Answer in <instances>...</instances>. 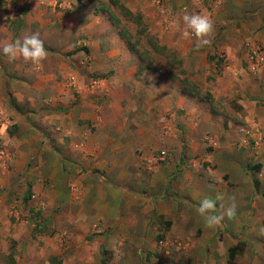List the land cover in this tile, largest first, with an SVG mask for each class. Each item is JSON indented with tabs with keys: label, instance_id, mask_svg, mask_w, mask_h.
Returning a JSON list of instances; mask_svg holds the SVG:
<instances>
[{
	"label": "rangeland",
	"instance_id": "374dc122",
	"mask_svg": "<svg viewBox=\"0 0 264 264\" xmlns=\"http://www.w3.org/2000/svg\"><path fill=\"white\" fill-rule=\"evenodd\" d=\"M101 1L108 4V0ZM119 2L131 13L108 5L109 15L99 1L90 0H35L39 3L36 6L30 0H0V46L37 34L47 50V58L39 68L22 59L10 62L0 54V149L7 159L4 170L10 172L14 167L9 159L22 166L18 170L22 178L0 189V195L8 198V210L12 205L17 210L13 218L1 212L0 264L204 263L208 251L197 247L202 242L200 231L184 236L166 232L169 219L175 216L171 203L180 194H173L176 188L171 182L165 186L157 178V166L175 162L171 160L174 155L168 154L190 145L186 116H201L218 132L215 144L202 138L198 144L201 148L209 152L214 148L233 150L225 156L242 167L241 178L248 185L241 188L243 202L254 194L262 195L264 186H255L256 161L250 152L253 143L239 138V120L247 115L240 105L243 90L239 87L264 75V46L260 42L250 46L247 40L241 62L239 54L231 59L218 46L231 27L239 29V24L213 22L209 44L197 48L198 40L182 17L193 13L209 17L213 1L186 0L178 10L171 0ZM93 14L99 17L102 27L103 21L108 25L91 43L85 30ZM115 16L119 19L117 26L113 24ZM176 17V24L167 22ZM66 64L72 66L79 81H85L79 89L77 83H68L70 100L77 103L81 97L94 96V110L98 109L104 122L44 116L64 110L61 96L65 94L59 86L76 79L63 78L60 66ZM23 83L27 87L23 88ZM231 83L226 93H219L224 84ZM257 85L258 91L264 89L262 79ZM182 87L187 94L181 92ZM256 93L259 96L262 92ZM176 103L178 107H174ZM116 107L122 116H107ZM77 135L88 148H113L117 168L111 172H105L107 168L87 170L73 153L82 146ZM123 161L126 170L121 169ZM146 163L151 168L137 169ZM31 177L38 185L34 191H30ZM111 190L116 196V219L114 228H106L97 215L104 212L107 203L99 196L109 197ZM130 193L141 196L136 206L153 213L150 225L156 229L150 247L134 245L138 241L131 236V246L126 249L124 245L130 243V238L118 233L128 205L123 199ZM179 206L181 203H177ZM160 210L164 212L158 218ZM260 222V234L220 235L221 243L226 240L232 246L242 244L235 264H250L245 250L264 256V218Z\"/></svg>",
	"mask_w": 264,
	"mask_h": 264
},
{
	"label": "crops",
	"instance_id": "0c3cea01",
	"mask_svg": "<svg viewBox=\"0 0 264 264\" xmlns=\"http://www.w3.org/2000/svg\"><path fill=\"white\" fill-rule=\"evenodd\" d=\"M30 1L33 6L39 4H35V0ZM185 1L186 0H174L173 2L171 0V4H173V7L178 10L179 5L186 3ZM209 1L214 2L213 13L208 14L209 18H211L214 23L226 24V22H235L231 24H239V29L236 28L235 30V28L233 29V27H231L230 33L229 31L226 33L225 41L220 43L221 46H218L219 50L224 48L227 52V56L231 59H236V54H239V62H241L240 58L245 57V55L242 54L246 49L244 43H246L247 40L249 41L248 45L250 46L257 42H260L264 46V0ZM170 7H172V5ZM72 19L77 22L76 18H70V20ZM176 19L178 20V17L175 18V21L169 20L167 22L176 24ZM88 21L85 36L87 39H91L90 42L93 43L95 38L100 36L103 33V30L105 31L106 28L104 25L108 24L106 21H103L102 27V24L99 22V17H96L94 14ZM234 30L236 31L235 36H233ZM77 33L78 31H76V34ZM98 41L99 40H97V42ZM77 54L83 55V53ZM247 63L251 65L249 59ZM233 64L235 63L233 62ZM60 67H62L60 73L63 78H67L68 80L69 77H76V79L74 78V80L65 81L66 83H62L63 87L59 86V89L61 88L60 91L65 94L61 96V102H63L62 105L64 109L62 110V113H55L53 115L44 114V116H68L71 118L75 116L76 120H81L86 117V120L90 119L94 121L95 124L104 122L101 118L103 115H101L98 109L94 110V107H97L94 105V96L81 97L77 103H73L74 101L70 100L71 95L69 94L70 88L68 83L72 82L75 85L77 83V88L79 89L80 87H83L85 81L78 80V77L74 75L75 73L71 69L72 66L70 64ZM250 69L254 70L256 68ZM46 71L50 72V69ZM237 72L238 70H236V73ZM79 73L82 74L83 70ZM81 77H83V75ZM261 79L264 84V75L260 76V80ZM260 80L250 79L246 85L242 84L239 87V89L243 90L241 93V99H239V101H241L240 105L245 109L247 114L242 120H239L241 121L239 124V138L242 141L247 140V142L251 144L253 143L250 151L251 156L259 166L254 172V177L257 181L255 186H259V184L264 186V89L258 91L259 88L257 83ZM22 85L23 88L27 87L25 83ZM231 85L232 83L229 85L224 84L219 93H222L223 91L226 93ZM124 87H126V85H124ZM247 89H250V94H246ZM256 92L262 93L258 96L256 95ZM85 98L87 100H84ZM180 98H183V96H180ZM52 104L54 103H51V105ZM87 105H90L91 107H87ZM113 105L117 106V101L114 100ZM178 106V103L174 105V107ZM107 116H122V113H120L118 107H116L114 112L109 113ZM182 118H184V116H182ZM186 119L185 131L187 132V139L190 145L184 149L179 148L177 151L168 154L169 156L174 155L173 158H171L172 156H168L171 160L175 159L174 163H164L156 168L158 170V181H161V184H164L165 186H168V183L171 182L173 187L176 188L173 194L181 195H178V198L175 199L176 201H172L171 203V209L175 212V216L169 219L170 223L166 232L172 235L178 234L184 236L200 231L202 242H199L197 247L200 248V246H202L201 248L207 250L208 253L204 256V263L203 261H200L198 264H227L226 250L229 246H232V244L226 240L221 243L219 238L220 235H238L239 232H242L245 235L260 234L259 228L262 227L260 220L264 218V196L254 194L252 195V199L248 200L246 203L243 202L245 196L241 188L247 187L248 185L243 184L244 181L242 180L243 178H241L242 167L239 162H234L231 158L225 156L230 155L233 150L230 148L229 150H219L218 148H214L209 152L206 151L204 147L201 148L198 144L201 143L202 138H209V143L215 144L218 132L213 131V128L208 124L207 119H204L201 116H186ZM169 123H172V119ZM76 140H78L82 146L78 148L79 150L73 153L81 165H85L84 167L87 168V170L91 169L98 171L99 169L107 168L105 172H111V170L117 168V153L113 151V148L103 147L97 151L94 148L91 149L86 147L84 142L82 143L80 141V136L77 135ZM235 151L239 154V150ZM51 159L52 157L49 156V160ZM4 160V164L0 165V189L13 184L18 177H21V175L18 174V170H20L22 166L18 164V161L9 159V162L14 163V167L9 172L4 170V165L7 161L6 157ZM47 163L49 162H44V164ZM122 165L123 167L121 169L126 170V161H123ZM66 166L65 168L68 169ZM145 167L151 168L146 163L145 166L141 165L137 169H141L142 171ZM32 171L33 170H31V172ZM31 184L32 189H30V191L37 189L38 185L35 182L34 177H31ZM108 195L109 197L103 194L99 196L100 200L102 199L107 203V207L104 209V212H100L97 216L103 220V224L106 228H114L113 224L116 219V196L112 190L111 194L109 191ZM217 196H219L220 199L216 201V214L219 215L223 213L230 205L234 204L235 215L231 218L225 216L221 224L215 228H207L204 225V218L197 213L196 209L201 199L205 197L215 199ZM140 197V195L130 193L129 196L125 195L123 199V201L129 206L127 205V209L123 212L125 219H123L121 227L118 228V233L122 232L121 234L130 238V243L124 245L126 249L131 246V236L134 238V241H138V244L133 243L138 247L143 245L150 247V245H152L151 237L156 229L155 225H150L153 213L147 214L146 210L140 209L142 205L136 206V201ZM7 199V196L3 194L0 195V218L1 212H4L5 214L7 212L10 213L12 216L11 218H13V216L17 217L15 205H12L10 210H8L10 205L6 203L5 200ZM177 203H181V206L177 207ZM163 212V210L157 211V217L160 218ZM198 248H196V251H201V249ZM246 251L247 250H245L244 256L247 255L250 264H264V256L262 257L259 254ZM58 252L60 253L59 249Z\"/></svg>",
	"mask_w": 264,
	"mask_h": 264
},
{
	"label": "clouds",
	"instance_id": "9594fccd",
	"mask_svg": "<svg viewBox=\"0 0 264 264\" xmlns=\"http://www.w3.org/2000/svg\"><path fill=\"white\" fill-rule=\"evenodd\" d=\"M182 20L187 29L197 38V48L209 44L208 37L211 36L214 30V24L211 18L202 14L193 13L184 14ZM0 54L6 56L10 62L22 59L26 63L30 62L35 65L37 68L41 67L42 62L47 58V50L44 42L37 34L25 36L22 40L13 39L11 42L0 46ZM219 199V196L215 199L205 197L199 201L196 211L204 218V225L207 228H215L221 224L225 216L231 218L235 215L234 204L230 205L223 213L217 215L216 201ZM261 230L264 231V229Z\"/></svg>",
	"mask_w": 264,
	"mask_h": 264
},
{
	"label": "trees",
	"instance_id": "16d2710c",
	"mask_svg": "<svg viewBox=\"0 0 264 264\" xmlns=\"http://www.w3.org/2000/svg\"><path fill=\"white\" fill-rule=\"evenodd\" d=\"M78 2H81L82 0H77ZM90 1H99L101 4V9L103 10V11H106L109 15H110V8H108V5L110 6H119L120 8V10L122 9V11H125V13H127V14H130L131 12L128 10V9H126L125 8V6H123V5H121L120 4V2H119V0H108V4H106V3H104V2H102L101 0H90ZM103 6V7H102ZM136 20H137V22H139L140 21V19H139V17L137 16L136 17ZM119 22V19L118 18H116V16H115V21H113V24L115 25V26H117L116 24ZM119 31V35L120 36H122V37H124V33H122V32H120V29L118 30ZM125 40H127L126 38H125ZM127 44H128V41H127ZM152 45H154V44H152ZM154 48H156V45L154 46ZM129 49L131 50V51H133V49H132V47H129ZM183 81V80H182ZM185 83V82H184ZM181 92L182 93H185V94H187V91H186V89L184 88V87H182L181 88ZM254 169L256 170V169H258L259 168V166H258V164H255L254 166ZM261 194L264 196V190L261 192ZM25 197H27V195L25 196ZM241 250H243V246H242V244L241 245H239V244H237V245H235V246H232V247H229L228 248V250H227V264H235V256L241 251Z\"/></svg>",
	"mask_w": 264,
	"mask_h": 264
},
{
	"label": "built area",
	"instance_id": "2783aa9c",
	"mask_svg": "<svg viewBox=\"0 0 264 264\" xmlns=\"http://www.w3.org/2000/svg\"><path fill=\"white\" fill-rule=\"evenodd\" d=\"M263 141H264V138H263ZM161 154L164 156L165 153L163 151H161ZM163 156H161V159H163ZM4 158H5V154H4V151L2 149H0V165H3L4 164Z\"/></svg>",
	"mask_w": 264,
	"mask_h": 264
}]
</instances>
